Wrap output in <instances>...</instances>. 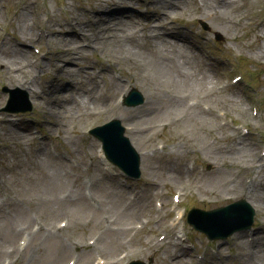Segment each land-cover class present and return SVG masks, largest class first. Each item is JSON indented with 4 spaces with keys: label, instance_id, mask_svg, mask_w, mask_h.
Instances as JSON below:
<instances>
[{
    "label": "rangeland",
    "instance_id": "374dc122",
    "mask_svg": "<svg viewBox=\"0 0 264 264\" xmlns=\"http://www.w3.org/2000/svg\"><path fill=\"white\" fill-rule=\"evenodd\" d=\"M155 1L147 2L153 11L161 12L152 18L155 26L171 21V17L165 18V13L176 15L172 25L178 33L168 38L180 45L182 52L189 55L188 61L192 62L189 64L191 74L181 76L182 85L177 88L181 98L175 103L172 102L176 96L174 84L171 80L157 82L151 70L157 63L153 46L156 41L144 37L140 22L145 23L147 20L143 15L140 16L142 12L135 9L145 10L146 2L125 0L130 5V10H127L129 13L112 19L113 22L117 19L125 20L126 27L138 30L139 42L131 44L128 40L107 43L103 40L95 43L94 38H80L75 30L71 31L78 24L76 21H83L82 25L93 28V32L101 28L98 21V0H0V59L6 53L14 57L15 52L21 51L28 54L34 64L42 62L47 65L40 80V85L46 90L35 98L36 101L28 95L29 99L35 101L34 111L10 113L1 109L8 98L2 88L20 85L19 78L25 73L13 80L14 83H10L6 80L9 75L6 76L4 66L0 64V115L4 119L16 116L19 122H25L30 128L36 122L33 133L39 137L32 138L30 130L23 131L16 125L6 126L0 121V263L4 258H10L14 261L12 264H66L70 255L80 253L79 263L94 264L92 258L96 251L110 259L123 249L141 250L144 237L152 234L148 233V226L132 234L134 223L143 217H156L155 204L157 205L156 201L160 197L165 203H172V195L182 192L178 190L191 181L192 174L186 169V163L192 166L198 162L197 158L200 159V164L204 161L205 168L208 167V162L215 167L211 174L199 182V189L196 191L200 197L209 194L207 197L210 201L216 197V193L212 191H219V199L227 195L234 198L247 197L258 208L255 232L256 237L259 235L260 238L251 247L245 241L247 232L240 233L242 237L238 243L243 242V245L239 249L237 247L240 244L235 245L234 249L236 252L242 251L243 255L238 253L242 256V262L239 258L235 264L264 263V206L256 199L257 196L264 195V167H252L249 171L242 167L247 166L251 160V164L255 163L261 145L255 139L258 137L251 133L248 134V140H242V144H253L255 147L249 155L231 157L229 154L217 153L225 146L238 145L237 142L241 139L237 135L241 134L240 128L235 131L237 135L229 134V125L223 126L222 118L216 114L217 111L229 110L234 124L242 123L240 120L250 119V112H254L250 109L251 102L257 105L258 100L264 98V11L259 8L264 0H232L221 9L211 6H215L218 0H210L211 11L202 6L204 0H180L174 7L166 6L161 1L155 4ZM214 11L216 15L212 14ZM21 14L26 15V22L29 24L24 29L25 34L21 33L18 25ZM93 16V20L85 22ZM239 16L245 18L240 25H235L234 20ZM52 27H64L67 31L52 34ZM234 30L236 40L231 38ZM157 32H162L161 27L157 28L155 33ZM218 35L222 39L219 40ZM63 40L65 43L73 40V45L83 50L81 57L65 64L70 68L68 76H63L66 70L58 69L63 62L54 55L65 45ZM86 43L91 45L85 46ZM128 47L140 49V52L135 54L128 51ZM257 51L263 56L257 57ZM242 56L245 58L243 63V59H240ZM240 64L244 70L246 66L257 65L259 72L256 84L261 96L258 100L254 101L240 91V84L230 86ZM93 66L99 72L95 73L91 68ZM172 72L178 79V73L175 70ZM115 73L123 78H130L129 86L139 87L147 99H154L158 105L164 102L160 95L168 97L172 103L166 106V110H158L151 116L149 125L141 133L140 142H136L138 148L145 151L144 172L138 181L127 179L121 172L115 176L108 173L96 158L97 147L101 142L87 130L113 117L122 116V112L129 111L127 109H136L138 112L145 102L144 100L137 106L121 103L122 107H119L116 98L112 96L124 85L110 89L106 81L114 80ZM57 74H60L59 77ZM94 85L97 89L92 93L91 103L87 100L83 108L77 109L73 97L79 100V97L84 98L85 95L79 93L83 86ZM21 88L29 94L26 89ZM97 90H106V93L110 91L112 96L107 94L101 98L103 100H99L100 97L95 96ZM51 94L65 107L62 110L64 115L55 114L52 123H49L43 118L42 110L45 109H42L44 106L40 103H44L43 98L48 99ZM190 100L194 104L197 100L198 104L192 106L189 104ZM68 101L71 104H65ZM262 107L264 110V103ZM208 117V120H204ZM252 120L256 124L262 123V127L257 130L264 134V114L261 120ZM128 121L123 124L126 129L129 127L127 134L132 136L136 132L132 131ZM245 122L251 124V131L256 130L250 120ZM207 145H212V148L209 149ZM209 154L212 161L207 158ZM172 174L179 176L170 181ZM259 180L261 183H258ZM250 183L252 189H244ZM111 187L118 189L119 196L117 192L110 193ZM252 190L254 196L248 197L247 193ZM132 195L136 196L133 200L130 198ZM196 197L197 194H194L190 201L206 208L227 203L223 200L215 204H200V198L195 199ZM138 203V209L129 215V210ZM124 216L126 218L122 220ZM63 218L69 219L68 227L59 229L57 222ZM162 224L163 222L159 223ZM25 229L30 233L25 232L23 235ZM195 232L191 231L194 240L199 234L202 235ZM112 233L116 237L109 236L105 250L103 244L106 236ZM26 234L29 245L24 251H19L16 248L17 240ZM94 235H99L101 239L98 250L86 248L89 238ZM253 249L260 251L259 258L248 255ZM163 250L164 248L156 250L153 264H162L166 260L165 256L169 257ZM58 252L65 254L54 260ZM163 252L167 255H163ZM137 254V257L144 259L150 255L134 252L127 254L126 258H134ZM246 256L249 258L245 259Z\"/></svg>",
    "mask_w": 264,
    "mask_h": 264
},
{
    "label": "bare ground",
    "instance_id": "6f19581e",
    "mask_svg": "<svg viewBox=\"0 0 264 264\" xmlns=\"http://www.w3.org/2000/svg\"><path fill=\"white\" fill-rule=\"evenodd\" d=\"M159 1H161L164 5L166 6H172L174 7L175 5H177V3H179L180 0H156L155 4L158 3ZM232 0H220L218 1L219 5H211L212 8L215 7H219L224 8L226 6V4L231 3ZM205 6V9H209V11H211V6H210V0H204L202 6ZM203 6V7H204ZM214 6V7H213ZM125 7H129V5L125 2V0H98V9L100 10V14L98 15V21L101 23V28L96 29L95 32H93V28H89L87 25H82V23H84L83 21L80 23L78 21H76L78 24L73 26V28H71V31L78 33L80 38H86L89 37L90 38H94V42H100L105 40L104 43L107 42H117L119 40H122L123 42L125 40H128V43L131 44H136L139 42V39H137V35L138 30L135 28H128L125 25H127V23L125 22V20L122 19H117L116 21H112L113 17H118L124 15V10L123 8ZM155 16L158 15L157 10H155ZM213 15H216V11L212 12ZM165 18L168 17H172L173 15H170L169 13H165ZM95 16L91 17L90 19L86 20L87 21H91L93 20L92 18H94ZM75 19V18H74ZM153 20V19H151ZM26 15L25 14H21L20 17L18 18V25L19 28L21 29V33L25 34L24 29L26 28V26H29V24L26 22ZM113 22V23H112ZM151 22H147V24H143L141 29L142 32L144 33L143 35H145L144 37H148L151 40H155L156 43L153 44L154 48H155V53L157 54V63L154 64L153 68H151L152 73H154V78L156 79L157 82L159 81H170L174 84L175 87V98L172 99V102L175 103L176 101H178L181 97L180 92L178 91L177 88H179L182 85V77L183 75H188L191 74V72L189 71L190 67L189 64L191 65V61L189 62V55L187 56L185 53L182 52L181 48L176 45L172 40H167L168 35L175 33V30L171 29L169 26L166 27L165 23L161 24L160 26H155V24H150ZM89 25V24H88ZM161 27L162 32L161 33H155L157 31V28ZM80 29V31H79ZM151 30V33H149V31ZM67 29L65 30L64 27H59V28H51V33L55 34V33H62V32H66ZM160 39V40H159ZM136 40V41H134ZM63 42L65 43V40H63ZM73 40H70V42H66L65 45L62 46V48L58 51L55 52V56L56 59L59 60L60 62H63V64H61V67H58V69H60V71L62 70H66V72L64 74L69 75V71L70 68L67 67L65 64L67 62H71V60L76 59L78 57H81L83 50H79V48H77V46L73 45ZM160 43V44H159ZM87 45H91L90 43H86ZM157 46H156V45ZM100 45V44H99ZM128 51H133L135 54L140 52V49H136L133 50V47H128ZM5 52V50H3V53ZM14 52V51H13ZM63 52V53H62ZM12 54L10 53H6L5 57L0 59V64H2V66H4L5 72H6V76L7 79L9 80V82H13L15 80H17L20 75L22 76L24 73L25 75L21 78H19L21 81L19 83L27 86L28 89H31V94L33 99L36 98V96H40V90L36 88L35 85H33V81H34V77L32 76L35 71H45L46 70V63L42 64V62H39V64H34L28 57V54H26L25 52H15L14 53V57H10ZM257 57H262L263 54L260 52H256ZM19 57V58H18ZM18 58V59H17ZM20 59V60H19ZM171 69L175 70V72L178 73V79L174 77L173 75V70L171 71ZM39 71V72H41ZM60 74H57V76ZM56 76V77H57ZM14 80V81H13ZM121 83L118 82L117 80H110L109 82V86L110 89L116 88L118 85H120ZM65 88V87H62ZM97 87H95V85L93 87H89L87 86V88L82 92L85 93V95L87 93L91 94L94 92V90H96ZM121 92V91H119ZM112 93H110L111 95ZM73 95V94H72ZM97 98L100 97L99 100H103L101 98H104V92H99L98 90L96 91V95ZM42 97V95H41ZM73 97V96H72ZM106 97V95H105ZM160 97L164 100V102L160 105L157 104V102H155L154 99H151L150 97L147 99V97L145 96V103L142 105V107L139 108V111L137 112V110L135 109V111H132L130 109L127 113L122 112V116H120L119 118L122 119L123 122L128 121V124L130 125V128H132V131H135L136 133H134L132 136H130V139H132L133 143L135 144V147L137 149L138 146L136 145V142H140V136L141 133L144 129H146V126L149 125V121L151 119V116L157 112L158 110H166V106H170L172 103L170 102V100L168 99V97H164L162 95H160ZM88 102L90 100H93L92 98L86 97ZM43 100H45V102L43 103L41 101L40 105H42V110L44 111L43 113V118L48 121L49 123H52L55 114L59 115V116H63L64 115V111L62 112L63 108L65 107V105L62 103L58 102V98L54 95L51 94V96L49 95V98L46 99L45 97L43 98ZM167 100V103H166ZM240 102V101H238ZM71 104L70 101L65 102V104ZM73 103L74 106L77 107V109H80L84 106V103L81 101H79L78 99L74 98L73 99ZM72 103V104H73ZM210 117L204 119V120H208ZM0 121L4 124H6V126L11 125V121H7L5 120L1 115H0ZM140 128H138V127ZM129 130V127L127 128ZM140 133V134H139ZM140 150V149H139ZM254 150V147L251 145H245V144H238V146H225L224 148H220L218 152L222 153V154H229L231 157L232 156H237L238 155H249L252 151ZM143 154V151H141ZM216 153V154H217ZM208 159H210V154L207 157ZM179 176V174L176 175H171V179L170 181H172V179H174L175 177ZM234 180V179H233ZM113 192H118V189L116 187H111L110 188V193ZM231 193V192H229ZM227 193V194H229ZM250 194H254V191H251V193H249L248 196H250ZM119 196V194H118ZM251 197V196H250ZM258 201L263 203L264 206V195L262 196H257L256 198ZM140 206V203L137 204L136 207L132 208V210H129L128 214H132V212H134V210H137L138 207ZM126 218V216L123 217L122 220H124ZM247 236H253L255 235V233H251L248 232L246 233ZM111 237H116V235L114 233L109 234L108 236H106V239L104 241V249L106 246V243L109 242ZM112 239V238H111ZM264 242V239H263ZM102 248V249H103ZM107 250V249H105ZM61 253V254H60ZM63 254H65L64 252H58V254H55L54 256V260L58 259V258H62ZM62 256V257H61ZM249 258V257H245Z\"/></svg>",
    "mask_w": 264,
    "mask_h": 264
},
{
    "label": "water",
    "instance_id": "95a60500",
    "mask_svg": "<svg viewBox=\"0 0 264 264\" xmlns=\"http://www.w3.org/2000/svg\"><path fill=\"white\" fill-rule=\"evenodd\" d=\"M121 129L116 128L113 131V136L109 135L108 133L103 134L105 136V139L107 140V148L110 150L111 148L116 147V145H118L119 142L122 141L121 139ZM127 153V152H126ZM127 157H130V155H128V153L126 154Z\"/></svg>",
    "mask_w": 264,
    "mask_h": 264
}]
</instances>
